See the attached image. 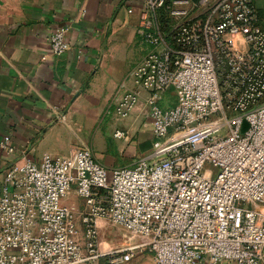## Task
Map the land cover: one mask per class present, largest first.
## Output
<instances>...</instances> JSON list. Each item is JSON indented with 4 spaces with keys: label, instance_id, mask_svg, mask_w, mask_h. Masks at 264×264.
<instances>
[{
    "label": "built area",
    "instance_id": "obj_1",
    "mask_svg": "<svg viewBox=\"0 0 264 264\" xmlns=\"http://www.w3.org/2000/svg\"><path fill=\"white\" fill-rule=\"evenodd\" d=\"M135 1L128 12L138 11L147 52L132 78L150 93L151 155L113 170L85 148L10 162L0 264H127L143 251L155 264H263L264 29L254 0ZM66 33L50 36L55 56L69 50ZM170 91L176 104L163 108ZM138 103L127 93L116 116ZM1 148L16 153L10 136ZM102 223L139 241L104 250Z\"/></svg>",
    "mask_w": 264,
    "mask_h": 264
},
{
    "label": "crops",
    "instance_id": "obj_2",
    "mask_svg": "<svg viewBox=\"0 0 264 264\" xmlns=\"http://www.w3.org/2000/svg\"><path fill=\"white\" fill-rule=\"evenodd\" d=\"M254 3L264 29V0ZM136 4L0 0V184L12 161L65 158L75 148L90 150L108 170L132 167L151 155L150 93L132 78L147 52L137 34L138 11L128 12ZM60 28L67 30L69 50L55 56L49 39ZM130 92L139 93V103L129 118L121 120L115 108ZM159 100L163 108L176 104L173 91ZM118 131L123 138H115ZM6 136L16 150L14 156L1 148ZM107 226L102 223L99 230L101 246ZM124 238L130 245L126 234ZM127 264L155 260L143 251Z\"/></svg>",
    "mask_w": 264,
    "mask_h": 264
},
{
    "label": "rangeland",
    "instance_id": "obj_3",
    "mask_svg": "<svg viewBox=\"0 0 264 264\" xmlns=\"http://www.w3.org/2000/svg\"><path fill=\"white\" fill-rule=\"evenodd\" d=\"M207 170H210L214 174H216L218 171L217 169H215L212 166H206V171ZM71 203L80 204V201L73 198L71 200ZM124 233H128V232L126 230L120 228V227L109 224L107 226L106 231L101 234L102 247L105 248L106 250L109 247H114V248L122 247L123 244L125 245V243H126V238H124ZM128 234H130V233H128ZM136 242L137 241L132 236L131 242H129L127 244H130V243L132 244V243H136ZM125 246H127V245H125ZM263 264H264V262H263Z\"/></svg>",
    "mask_w": 264,
    "mask_h": 264
},
{
    "label": "bare ground",
    "instance_id": "obj_4",
    "mask_svg": "<svg viewBox=\"0 0 264 264\" xmlns=\"http://www.w3.org/2000/svg\"><path fill=\"white\" fill-rule=\"evenodd\" d=\"M124 234H126L127 236H128V238H129V242H131V239H132V237L128 234V233H124ZM127 238V237H126ZM128 241H127V243H129Z\"/></svg>",
    "mask_w": 264,
    "mask_h": 264
}]
</instances>
